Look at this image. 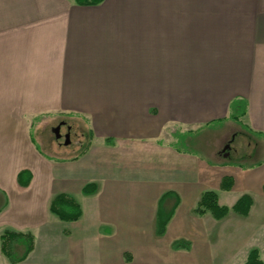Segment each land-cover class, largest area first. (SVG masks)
I'll return each mask as SVG.
<instances>
[{"label":"crops","instance_id":"obj_1","mask_svg":"<svg viewBox=\"0 0 264 264\" xmlns=\"http://www.w3.org/2000/svg\"><path fill=\"white\" fill-rule=\"evenodd\" d=\"M55 113L88 122L83 151L40 148L28 119ZM210 134L205 153L178 144ZM247 135L264 138V0H0V264L195 262L174 243L209 237L205 191L249 194L248 218L264 205V158L234 160L256 155ZM61 193L78 220L51 211ZM7 230L34 236L24 260L2 251Z\"/></svg>","mask_w":264,"mask_h":264},{"label":"rangeland","instance_id":"obj_2","mask_svg":"<svg viewBox=\"0 0 264 264\" xmlns=\"http://www.w3.org/2000/svg\"><path fill=\"white\" fill-rule=\"evenodd\" d=\"M30 122V131L34 139L41 145V149L46 153H53L57 156H73L85 149L91 140L90 126L88 122L77 116H69L64 113H55L51 115H40L28 119ZM61 121L66 123L60 128L62 137L56 138L54 128ZM68 125L71 127L68 131ZM70 133L69 143L66 144L65 135ZM202 136L199 142L200 148L192 144L178 142L180 146L188 149L205 153L208 147H212L215 142V134ZM228 138L224 144H227ZM245 149L249 153L256 150L254 158L234 157V160L242 163H252L264 158V138L247 135L241 137ZM238 143V142H237ZM250 143V144H249ZM247 145V146H246ZM236 146V145H235ZM223 157H215L216 161L222 160ZM220 203L231 205L234 194H228L220 190ZM238 193V192H235ZM231 195V196H230ZM256 197L253 216L250 218L240 216L234 211L221 220H217L208 212L207 219L210 226V235L207 238H193L189 240H177L174 247L183 249L188 255H182L184 261L191 258L197 259L198 262L190 264H245L250 250L258 248L261 258L264 260V208L262 207V198ZM264 206V205H263ZM235 215V216H234ZM20 250V249H19ZM192 256V257H191ZM176 261L174 258L173 263Z\"/></svg>","mask_w":264,"mask_h":264},{"label":"trees","instance_id":"obj_3","mask_svg":"<svg viewBox=\"0 0 264 264\" xmlns=\"http://www.w3.org/2000/svg\"><path fill=\"white\" fill-rule=\"evenodd\" d=\"M80 4H98L102 0H76ZM231 117L235 121L243 125L241 117L246 113V103L241 99L234 100L231 105ZM245 127V126H244ZM244 158H246L244 156ZM244 164V163H243ZM246 167V165H242ZM27 173L28 172H23ZM22 173V174H23ZM21 176V175H20ZM233 178H224L221 188L223 190H230L233 185ZM96 190L95 184H88L84 188L85 193H93ZM253 204V199L249 194L242 195L234 205L228 206L219 202L218 193L214 190H207L203 193L198 202L195 212L199 215H204L210 212L217 220L226 217L230 211H234L240 215L247 216ZM51 211L56 214L61 220L75 221L82 215V208L79 202L70 195L58 194L51 202ZM174 207L171 210H164L160 206L159 211V232L163 233L168 221L171 218ZM2 251L12 262H19L24 260L33 248L34 236L31 233H22L14 230H7L1 235ZM22 246V253H18L16 245ZM245 264H264L258 248L250 250Z\"/></svg>","mask_w":264,"mask_h":264},{"label":"water","instance_id":"obj_4","mask_svg":"<svg viewBox=\"0 0 264 264\" xmlns=\"http://www.w3.org/2000/svg\"><path fill=\"white\" fill-rule=\"evenodd\" d=\"M60 127H61V125H58L55 129H54V132H55V135H56V138L57 139H60L61 137H62V134L60 133ZM69 136H70V133H67L66 135H65V138H66V144H68L69 143Z\"/></svg>","mask_w":264,"mask_h":264},{"label":"flooded vegetation","instance_id":"obj_5","mask_svg":"<svg viewBox=\"0 0 264 264\" xmlns=\"http://www.w3.org/2000/svg\"><path fill=\"white\" fill-rule=\"evenodd\" d=\"M65 123H66L65 121H61V122L59 123V125H61V127H62ZM61 127H60V128H61ZM55 128H56V127H55ZM55 128H54V129H55ZM67 129H68V131H70L71 127L68 125V128H67Z\"/></svg>","mask_w":264,"mask_h":264}]
</instances>
